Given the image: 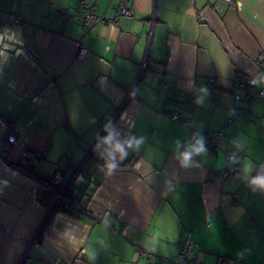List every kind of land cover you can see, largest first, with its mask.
I'll return each instance as SVG.
<instances>
[{
	"label": "crops",
	"instance_id": "1",
	"mask_svg": "<svg viewBox=\"0 0 264 264\" xmlns=\"http://www.w3.org/2000/svg\"><path fill=\"white\" fill-rule=\"evenodd\" d=\"M124 1L133 19L83 29L80 14L110 20L118 1L0 0V140L15 136L0 264H164L187 235L196 264H264V187L251 183L264 176V0ZM249 78L256 89L234 86ZM106 125L142 141L115 168L97 147ZM212 132L217 151L184 165ZM22 153L34 178L76 174L68 196L84 212H49L14 168Z\"/></svg>",
	"mask_w": 264,
	"mask_h": 264
},
{
	"label": "built area",
	"instance_id": "2",
	"mask_svg": "<svg viewBox=\"0 0 264 264\" xmlns=\"http://www.w3.org/2000/svg\"><path fill=\"white\" fill-rule=\"evenodd\" d=\"M118 6L115 16L110 20H105L98 15H96L94 12L89 11L85 12L79 15V18L82 23L83 29H86L90 26L96 25V24H116L118 18H123L126 20H131L134 17L133 10L127 6L126 2L124 0H117ZM227 2L233 1V0H225ZM89 4L86 1L80 2V7H87ZM93 9V6H92ZM13 24L16 27H20L22 24V20L20 16H15L13 19ZM87 54V50L83 46H79L76 58L79 60H82ZM215 80L210 79L209 80V86L210 88H214ZM234 86L237 88L242 89H256L257 87V79L256 78H249L244 82H235ZM257 97H264V89H260L256 93ZM173 97H175L173 95ZM236 101H240L241 99L246 102H251L253 97L249 95L248 93L241 98L239 95L234 96ZM239 111L242 112V109L239 108ZM172 120L174 121H180L181 116L174 112L171 115ZM186 124V122H185ZM219 133L212 132V133H206L203 135V143L205 151L207 152H215L217 151V142L219 138ZM15 143V136L14 133L9 131L5 134V136L0 140V161H6L7 159V153L9 149L12 147V145ZM198 154V153H197ZM89 156H93L97 160H101V156L98 154H93L92 152L89 154ZM228 161L232 162L234 161L235 157L231 152H227L225 154ZM15 169L21 171L23 174L30 175V173L27 170V159L25 153H22L19 158L18 166L15 167ZM74 174L68 179H65L60 172L54 173L52 176H50L46 180L37 179L32 177L40 186V192L47 191L51 193V200L49 203V212L53 210L62 211L66 213H70L73 215H79L80 213H83V208L70 196H68V193H70L71 186L73 183V180L75 178ZM39 196V192H38ZM237 196H235L236 198ZM192 253V240L190 235H187L186 238L181 242L180 244V250L177 257L176 262L171 261H165L164 264H196L195 260L191 256Z\"/></svg>",
	"mask_w": 264,
	"mask_h": 264
},
{
	"label": "clouds",
	"instance_id": "3",
	"mask_svg": "<svg viewBox=\"0 0 264 264\" xmlns=\"http://www.w3.org/2000/svg\"><path fill=\"white\" fill-rule=\"evenodd\" d=\"M4 52L0 51V57H4ZM106 135L103 137H98L99 143L97 147L101 145L106 146L104 148V154L109 161V167L115 168L117 161V154L120 158H124L128 155V150L133 148H138L142 143L140 139L136 137L129 136L125 140L120 139V133L111 125L105 126ZM179 142H177V148H179ZM205 151L204 143L202 139L196 140L194 145H190L189 148L179 154L178 158L184 165H188L194 153H202ZM254 185L264 187V176L254 177L251 181Z\"/></svg>",
	"mask_w": 264,
	"mask_h": 264
},
{
	"label": "trees",
	"instance_id": "4",
	"mask_svg": "<svg viewBox=\"0 0 264 264\" xmlns=\"http://www.w3.org/2000/svg\"><path fill=\"white\" fill-rule=\"evenodd\" d=\"M48 178H46V179H48ZM46 179H42V180H46ZM39 198H40V201L42 203H44L45 205H49L47 203L50 202V200H51V193L47 192V191H43V192L41 191L40 192V190H39ZM53 211H57V210H53Z\"/></svg>",
	"mask_w": 264,
	"mask_h": 264
}]
</instances>
